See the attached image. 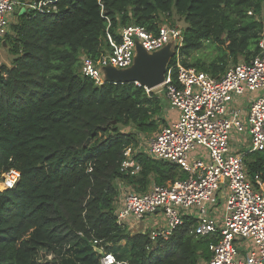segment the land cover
<instances>
[{
  "label": "trees",
  "instance_id": "obj_1",
  "mask_svg": "<svg viewBox=\"0 0 264 264\" xmlns=\"http://www.w3.org/2000/svg\"><path fill=\"white\" fill-rule=\"evenodd\" d=\"M56 6L54 14H19L4 37L13 59L0 66V175L16 169L20 179L0 191V264H62L61 251L76 248L74 264H98L93 240L128 264L208 260L211 241L190 234L192 217L167 240L152 241L148 230L130 233L116 223L122 186L143 193L187 178L146 152L134 156L137 175L120 170L125 148L176 117L142 86L95 85L82 75L80 60L99 59L107 34L119 42L122 27L156 34L158 25L183 20L181 64L217 76L229 61L257 54L264 0H58ZM206 46L217 54L195 58ZM174 65L171 59L166 73L173 81ZM243 162L250 177L264 182V151L246 154Z\"/></svg>",
  "mask_w": 264,
  "mask_h": 264
},
{
  "label": "built area",
  "instance_id": "obj_2",
  "mask_svg": "<svg viewBox=\"0 0 264 264\" xmlns=\"http://www.w3.org/2000/svg\"><path fill=\"white\" fill-rule=\"evenodd\" d=\"M57 2L0 0V38L19 14L31 10L54 14ZM259 19L257 54L217 76L181 64L182 28L167 22L158 25L156 34L133 24L122 27L119 42L107 34L108 45L99 59L84 55L80 60L82 75L100 86L105 82L104 67L120 70L132 65L137 44L149 54L170 45L176 80L166 74L159 87L176 118L143 143L148 156L176 165L187 178L152 185L143 193L122 186L114 215L118 225L133 233L144 216L162 214L165 225L149 230L152 241L167 240L184 218L192 217L196 222L190 234L211 241L210 258L201 264H264V182L258 175L250 177L243 162L246 154L264 151V15ZM241 139L246 140L245 148ZM136 148L132 145L123 152L120 170L130 176L141 169L134 160ZM3 175L5 190L20 179L16 169ZM236 242L251 248L240 251ZM92 245L98 264H128L100 241L93 240Z\"/></svg>",
  "mask_w": 264,
  "mask_h": 264
},
{
  "label": "water",
  "instance_id": "obj_3",
  "mask_svg": "<svg viewBox=\"0 0 264 264\" xmlns=\"http://www.w3.org/2000/svg\"><path fill=\"white\" fill-rule=\"evenodd\" d=\"M173 56L174 53L169 44L151 54L145 52L137 44L136 56L130 67L120 70L113 67L103 68L105 81L109 83H138L148 90H153L164 83L167 67Z\"/></svg>",
  "mask_w": 264,
  "mask_h": 264
},
{
  "label": "rangeland",
  "instance_id": "obj_4",
  "mask_svg": "<svg viewBox=\"0 0 264 264\" xmlns=\"http://www.w3.org/2000/svg\"><path fill=\"white\" fill-rule=\"evenodd\" d=\"M21 1H24V2H28L30 0H21ZM17 17L14 18L13 20H11L12 22L11 23H14L16 21ZM174 19H176V17H174ZM166 20V19H165ZM176 25L180 26V27H185V23L183 22V20H178ZM217 54V51L215 48H212V47H204L203 49H201L199 51V53H197L196 55H194L195 58H201L205 61H208L210 58L214 57L215 55ZM192 58L193 57H189L187 60L188 61H192ZM12 59H13V56L10 54L9 52V49H8V46L5 44L4 42V38H0V66H6V67H10L11 65V62H12ZM183 58L180 59V61H182ZM242 62V59H239L238 60V63ZM238 63H233L232 61H229V64L228 66H231L233 64H238ZM153 92L158 95L159 97H161V100L164 101V106L166 107V109L169 107V104L168 102L166 101L165 97L163 96V92H162V88H156L153 90ZM170 111H173L170 109ZM170 115L172 118H174V116L176 117V114L173 112L171 114L170 112ZM162 116L164 118H166V115L165 114H162ZM125 131H130L129 129H124ZM152 136H149V137H144V140L142 139V137H137V142L133 145L134 148L137 149V151L139 152H144L146 151L147 149V146L144 145L143 142H147L148 143V140L151 138ZM241 147L242 148H245L246 147V140L245 139H241ZM141 144L140 146L138 144ZM234 146H236V144H233ZM3 174L0 175V191H3L5 190L4 189V178H3ZM220 200H222L220 198ZM222 204V201H220V205ZM165 225V222L162 218V214H149V215H146L144 216V218L140 221V229H144L142 231H147L150 233V229H156L157 227H162ZM135 233V232H133ZM124 242H122L121 244L123 245ZM236 247L239 249L240 248V251H243V249H250L251 246H248L246 245V243H239V242H236ZM76 250V252H75ZM79 250L76 248L74 250H68V251H61V253L59 254V257H61L62 260V264H74V261L77 260V252ZM113 251V250H112ZM241 254V253H240Z\"/></svg>",
  "mask_w": 264,
  "mask_h": 264
},
{
  "label": "bare ground",
  "instance_id": "obj_5",
  "mask_svg": "<svg viewBox=\"0 0 264 264\" xmlns=\"http://www.w3.org/2000/svg\"><path fill=\"white\" fill-rule=\"evenodd\" d=\"M131 228H133V226H131ZM131 232H135V229H132Z\"/></svg>",
  "mask_w": 264,
  "mask_h": 264
},
{
  "label": "crops",
  "instance_id": "obj_6",
  "mask_svg": "<svg viewBox=\"0 0 264 264\" xmlns=\"http://www.w3.org/2000/svg\"><path fill=\"white\" fill-rule=\"evenodd\" d=\"M170 109V108H169ZM174 111H171V113H173Z\"/></svg>",
  "mask_w": 264,
  "mask_h": 264
}]
</instances>
